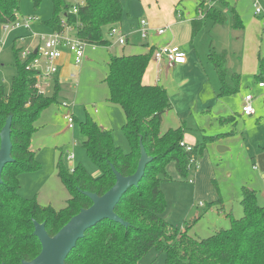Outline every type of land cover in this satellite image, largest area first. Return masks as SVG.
Returning <instances> with one entry per match:
<instances>
[{"label": "trees", "instance_id": "obj_1", "mask_svg": "<svg viewBox=\"0 0 264 264\" xmlns=\"http://www.w3.org/2000/svg\"><path fill=\"white\" fill-rule=\"evenodd\" d=\"M39 1L32 0L34 7ZM50 1L52 16L42 22L43 27L62 31L65 23L75 30L79 39L96 46L110 44L106 35L120 22L123 13L121 0H79L74 4L68 0ZM203 3L196 9L202 18L192 20L193 37L202 28L204 18L214 24H224L226 20V14L215 5L203 11ZM18 10L19 0H0V23L14 21ZM238 24L235 19L233 27L237 28ZM18 52L19 49L14 50L17 71L10 90L4 91L0 86V130L10 117L13 158L1 173L0 264H21L22 260H31L39 254L41 246L33 234V220L44 223L52 236L81 208L91 205L83 191L101 195L114 184L112 167L123 176L133 174L140 157V142L152 159L145 165L137 186L130 187L114 207V212L127 224L110 219L97 222L77 240L65 257V264H140L142 256L151 248L164 252L162 264H264V206L258 204L254 190L242 187L243 215L232 218L228 228L219 229L204 239L192 237L187 228L181 230L163 216L166 202L161 183L172 180L167 165L173 163L177 175L185 178L190 171H196L197 159L206 144L228 133L203 135L191 150H186L180 145L185 132L182 124L161 131L162 115L171 108V102L161 84L143 83L152 55L150 50L114 55L108 62L105 77L108 101L118 104L125 114L122 130L129 150L123 152L113 143L110 130L86 118L79 123L82 147L97 165L99 174L92 176L81 164L67 172L59 160L58 176L69 193L64 207L55 210L51 205L41 206L36 197H21L18 175L38 167L31 149L33 123L41 110L58 102L62 81L59 67L52 79L51 93H38L34 74L25 69L26 61L19 59ZM207 58L220 83L217 96L236 94L240 89V74L227 68L226 53L210 49ZM255 77L264 84V57L259 58Z\"/></svg>", "mask_w": 264, "mask_h": 264}, {"label": "rangeland", "instance_id": "obj_2", "mask_svg": "<svg viewBox=\"0 0 264 264\" xmlns=\"http://www.w3.org/2000/svg\"><path fill=\"white\" fill-rule=\"evenodd\" d=\"M78 1L68 0L71 4ZM121 3L123 14L120 23L124 29L131 28L133 19L136 18L138 22L142 17L140 0H121ZM199 3H203V11L215 5L226 14L227 19L222 27L219 24L214 25L209 18H205L203 31L198 33L195 42L199 59L210 69L207 61L209 50L224 51L227 56V68L240 74L241 80L240 92L229 95L230 99L236 100L235 103L233 100L231 103L233 110L241 111L238 97L243 98L245 92L255 96L253 103L256 109L255 115L251 117L238 115L236 123L232 120L224 126V130L234 131V135L231 134L227 138L230 150L220 152L216 140L206 144L202 153V158L207 159L206 166L202 164L201 157L198 158L199 170L203 168L200 179L195 182L190 181L194 177L193 170L185 178H181L177 175L173 163L166 167L172 180L161 183L166 202L163 216L179 229L187 228V233L192 237L204 239L219 229L228 228L232 218H240L243 215L240 203L242 187L254 190L258 204L264 206V178L259 165V162L264 161V88L260 90L257 87L260 79L256 78L255 74H241L238 57L242 46V31L233 27L235 19H238L244 25L260 20L262 28L264 0H182L177 5V10L186 18L189 16L191 19H197L196 9ZM254 3L262 9L259 15L255 14ZM127 13L132 14L133 18L127 17ZM16 15L20 20L26 17H37V20L32 23L30 32L21 28L4 32L0 23V37L4 40L0 48V86L4 91L10 90L12 78L17 71L14 50L32 47L39 40L33 34L46 33L41 24L51 18L52 3L50 0H40L34 7L32 0H19V10ZM21 36L24 38L20 39ZM108 39L111 46L86 45L85 56L79 65H72L73 59H71L68 74L61 75L62 90L58 102H53L41 110L34 121L35 130L31 138V149L38 167L18 175V194L21 197H36L41 206L51 205L55 210L64 207L69 193L58 176L59 160L67 172H70L77 164H81L92 176L99 174L97 165L82 147L83 137L79 130V123L86 118L96 121L102 129L110 130L113 143L123 152L129 150V142L122 130L126 120L125 114L118 104L108 101L109 89L105 77L108 73V62L112 56L138 54L142 46L115 44L114 39ZM259 46L260 56L264 57L262 29L258 37ZM164 64L166 63L163 62ZM149 71L147 69L143 75V78L146 76L148 81H150ZM211 77L213 81H217L212 71ZM166 79L162 81L169 93H172L175 84L169 79L164 81ZM50 89L51 87L46 88L44 95L50 94ZM63 101L69 103L70 107L62 106ZM67 109L75 118L71 128L63 118ZM172 110L170 108L162 115L164 121L162 131L176 126L175 117L177 116ZM219 110H222L220 105L219 109H212L210 114L193 113L188 119L187 126L193 128L195 127L189 123L200 120L204 124L205 131L194 129L198 141L202 140L203 135H210L212 131L214 133L221 130L219 128L212 130L213 127L218 126L217 117L220 114H226ZM217 199H220L219 202L215 201ZM211 201L215 202L210 203ZM164 258V252L151 248L142 256L140 264H162Z\"/></svg>", "mask_w": 264, "mask_h": 264}, {"label": "crops", "instance_id": "obj_3", "mask_svg": "<svg viewBox=\"0 0 264 264\" xmlns=\"http://www.w3.org/2000/svg\"><path fill=\"white\" fill-rule=\"evenodd\" d=\"M79 2V1H78ZM179 0H140L141 9H142V19H146L150 25V29L148 35L145 39L139 38L140 35L138 33V22L133 19L131 28L124 29V26L119 22L115 26L119 27L124 33L127 35V39L125 44H131L135 47L136 44H140V50L137 53H146L149 50L152 53V50L155 47L171 44L179 46L185 54L186 61L184 64L173 65L170 66L166 62V64L160 66L159 77L156 76V72L154 69V64L150 59L149 65L147 69H149V80L146 79V76L143 78L144 84H161L168 92L169 99L171 102V108L175 117V127L180 126L181 124L184 126L185 132L183 135V141L187 144L193 145L198 142L197 134L194 133V129H200L205 131L204 124L200 122V120L196 122L189 123L193 127L187 126V121L191 117L193 113L196 114H210L212 109H219V105L222 110H219L221 113L217 117L218 126H215L213 129H221L218 132H210L209 136L217 135L220 133H228L227 136L219 137L215 139L216 143H218L219 151H227L230 150V146L228 143V137L234 135V131L224 130V126L228 124L230 121H235L236 116H246L251 117L256 114V109L253 101L255 100V96L250 92H245L244 97H238L239 105L244 103L245 95L251 94L253 96L252 105L254 107V113L252 115H244L241 111L235 112L231 105L232 100L235 103V98L230 99L229 96L218 97L217 91L219 88V80L215 71L213 69L212 64H210V69L207 68L197 55V49L195 47L196 38L198 37V33L203 31V26L193 37L192 34V20L191 18H186L183 16L182 12H180V16H177L176 11ZM203 7V6H202ZM216 7V6H215ZM123 14V13H122ZM133 18L132 14L127 13V17ZM122 18V17H121ZM202 18V15H198L197 19ZM238 20V19H236ZM205 23V18L203 19ZM212 21V20H211ZM237 26L238 30L242 31V46L240 52V56L238 57V61L240 63L241 74H256L258 71L259 58H261L258 47V37L261 33V21L257 20L255 23H247L244 25L240 20ZM213 22V21H212ZM227 19L225 20V23ZM218 25V24H214ZM223 27V24H219ZM168 26L167 30L163 35H156V28ZM45 28V31L49 30ZM139 36V37H138ZM109 38L107 33V39ZM109 40V39H108ZM110 41V40H109ZM117 44V43H115ZM111 42L108 46H111ZM124 45V44H123ZM91 46V45H90ZM96 46V45H94ZM93 46V47H94ZM72 56L70 53L65 50L58 59L59 67H60V75H67L68 65H71ZM73 65V64H72ZM146 69V70H147ZM211 71L216 77L217 81H213L211 77ZM73 74V73H70ZM69 74V76H70ZM151 78V79H150ZM167 78V79H166ZM164 81H169L174 85V89L172 93H169L168 88L164 85ZM62 80V78H61ZM241 81V80H240ZM259 83V81H258ZM241 87V84H240ZM257 87L261 90L264 86ZM240 92V89L237 93ZM236 93V94H237ZM235 95V94H234ZM232 96V95H231ZM231 100V101H230ZM67 112L69 110L67 109ZM166 113V112H165ZM230 113V114H229ZM75 121V118H74ZM164 121L161 119L160 129L162 131V125ZM169 127V128H175ZM168 128H165V130ZM164 130V131H165ZM216 131V130H215ZM199 134V133H198ZM225 139V140H224ZM206 148V147H205ZM203 153V152H202ZM202 164L206 166L207 159L202 158ZM197 168L194 173V177L192 178V182L198 180L202 176L203 168L199 170V161L197 159ZM260 171L262 177L264 178V161L259 162Z\"/></svg>", "mask_w": 264, "mask_h": 264}, {"label": "built area", "instance_id": "obj_4", "mask_svg": "<svg viewBox=\"0 0 264 264\" xmlns=\"http://www.w3.org/2000/svg\"><path fill=\"white\" fill-rule=\"evenodd\" d=\"M255 14L259 15L262 12L260 6L254 3ZM73 12H76V7L73 8ZM177 16H180V11H176ZM37 20V17H26L20 20L16 16L14 21H6L2 23V30L4 32H10L15 29H23L31 31L32 23ZM62 31H48L41 34H33L38 37V41L30 48L19 49L18 56L21 61H26L25 69L33 72L35 78L34 87L37 92L44 94L45 89L51 87L52 91V79L59 70L58 59L61 58L63 52L67 50L73 59V65H79L84 56V48L89 45L86 41L79 39L75 30L66 26ZM168 26L156 28V35H162L167 30ZM150 25L146 19H140L138 21V33L141 39H145L148 35ZM264 32V22L261 28ZM109 38L115 40L118 44H125L127 35L119 27L112 26L108 31ZM20 39L24 36L19 37ZM4 40L0 37V48L3 46ZM92 45V44H91ZM94 46V45H92ZM151 60L154 64L156 76L159 77L160 66L163 62L168 65H180L186 61L185 54L182 49L177 45L164 44L155 47L152 51ZM259 86H264L262 82L258 83ZM49 90V91H50ZM51 93V92H50ZM253 96L251 94L245 95L244 103L241 106V112L244 115H252L254 113V107L252 105ZM62 106L70 107V104L63 101ZM63 118L67 121L68 127H73L74 117L70 112L63 114ZM186 150H191L192 145L180 142ZM72 158V155L69 156Z\"/></svg>", "mask_w": 264, "mask_h": 264}, {"label": "water", "instance_id": "obj_5", "mask_svg": "<svg viewBox=\"0 0 264 264\" xmlns=\"http://www.w3.org/2000/svg\"><path fill=\"white\" fill-rule=\"evenodd\" d=\"M10 124L11 118L8 117L0 130V183L2 181L3 166L13 161L11 157ZM151 159L140 142V157L135 172L123 176L112 167L115 175L114 184L101 195L83 191L91 200V205L87 208H81L54 235L50 236L47 233L44 223L33 220V234L38 238L41 249L36 257L31 260H22L21 264H65V257L75 246L77 240L97 222L110 219L126 225L127 223L114 212V207L130 187L137 186L144 174L145 165Z\"/></svg>", "mask_w": 264, "mask_h": 264}]
</instances>
